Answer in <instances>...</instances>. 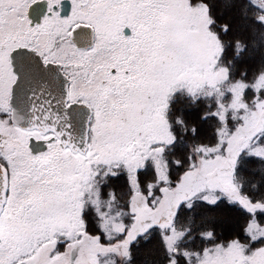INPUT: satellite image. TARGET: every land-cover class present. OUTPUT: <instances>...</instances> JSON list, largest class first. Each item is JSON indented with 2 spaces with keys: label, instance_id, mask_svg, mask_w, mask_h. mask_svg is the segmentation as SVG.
<instances>
[{
  "label": "snow or ice",
  "instance_id": "snow-or-ice-1",
  "mask_svg": "<svg viewBox=\"0 0 264 264\" xmlns=\"http://www.w3.org/2000/svg\"><path fill=\"white\" fill-rule=\"evenodd\" d=\"M0 264H264V0H0Z\"/></svg>",
  "mask_w": 264,
  "mask_h": 264
}]
</instances>
